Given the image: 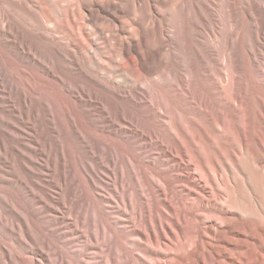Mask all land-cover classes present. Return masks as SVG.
<instances>
[{"label":"rangeland","instance_id":"374dc122","mask_svg":"<svg viewBox=\"0 0 264 264\" xmlns=\"http://www.w3.org/2000/svg\"><path fill=\"white\" fill-rule=\"evenodd\" d=\"M22 1L5 4L28 33ZM76 1L52 2H70L80 53L40 42L48 66L0 55L6 78L31 98L13 120L0 85V243L24 258L45 238L87 263L106 264L109 247L112 264H156L162 256L145 247L149 215L163 212L165 183L179 192L193 171L178 134L202 154L215 108L227 126L228 59L246 109L264 103L254 85L264 79V0H116L109 27Z\"/></svg>","mask_w":264,"mask_h":264},{"label":"bare ground","instance_id":"6f19581e","mask_svg":"<svg viewBox=\"0 0 264 264\" xmlns=\"http://www.w3.org/2000/svg\"><path fill=\"white\" fill-rule=\"evenodd\" d=\"M52 1H22L28 6L29 31L26 33L5 4H10L11 0H0V55L4 53L14 58V65L17 59L28 58L37 63L39 58L48 66L40 42L52 44V52L61 56L82 51L78 32L74 29L75 21H72L75 18H71L70 2L57 10ZM77 1L97 26L108 23L109 27L111 17L107 10L118 11L116 0ZM45 25L50 30H40ZM32 29L38 32L37 36L29 35ZM107 36L114 38L112 29L107 30ZM228 62L230 68L223 89L227 126H219L215 108L212 134L198 139L207 146L202 154L196 153L192 147L197 139L178 134L177 141L189 146L188 160L193 171L181 180L179 192L166 182L163 212L156 213L155 209L149 215L144 240L147 249L154 247L156 254L162 256L156 264H264V103L255 100L246 109L245 93L242 86L237 87L233 74V61L228 59ZM3 70L6 69L0 62V85L4 96L9 99L7 114L13 120L18 119L21 109L31 102V98L20 91L15 79L6 78ZM254 85L264 98V79L254 80ZM101 233L111 237L106 231L95 234L98 237ZM20 235L30 239L25 230H21ZM42 243L47 246L34 249L32 257L26 258L11 254L0 243V264H92L81 257L68 255L45 238ZM171 245H182L184 250L172 251ZM104 251L106 264H112V249L106 247ZM121 264H127L125 257Z\"/></svg>","mask_w":264,"mask_h":264}]
</instances>
